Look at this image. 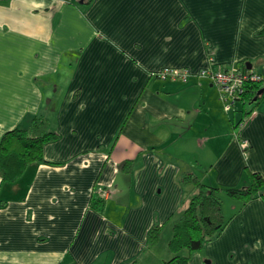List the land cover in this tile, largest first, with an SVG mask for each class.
Segmentation results:
<instances>
[{
    "label": "crops",
    "instance_id": "crops-1",
    "mask_svg": "<svg viewBox=\"0 0 264 264\" xmlns=\"http://www.w3.org/2000/svg\"><path fill=\"white\" fill-rule=\"evenodd\" d=\"M80 1L0 0V144L35 116L59 134L49 164L0 176V264H164L169 246L148 234L196 193L184 173L220 188L264 175V99L237 136L198 76L237 64L264 77V0ZM166 68L192 76H154ZM228 209L190 264H264V199Z\"/></svg>",
    "mask_w": 264,
    "mask_h": 264
},
{
    "label": "trees",
    "instance_id": "trees-1",
    "mask_svg": "<svg viewBox=\"0 0 264 264\" xmlns=\"http://www.w3.org/2000/svg\"><path fill=\"white\" fill-rule=\"evenodd\" d=\"M262 84L252 83L247 87L236 110L242 115L240 121L234 124L237 136L264 99ZM58 137V132L51 129L50 121L43 116L33 117L25 128H16L5 133L0 144L2 184H16L31 165L49 164L44 155V147ZM249 148L250 145L247 149ZM122 169L130 172L131 162L126 161ZM246 176L247 185L231 188L208 185L190 172L181 176V182L184 185L192 184L196 193L188 201H184L178 213L171 218L174 221L169 249L173 257L164 264H190L194 253L201 251L207 243L221 235L235 215L230 218L225 216L223 195L240 204L241 207L257 198L264 199V175L247 168ZM103 191L104 189L96 185L92 194L91 207L99 212H103L106 205ZM162 229L163 225L157 223L150 230L148 248L159 243ZM184 250L188 255L183 254ZM137 260L130 264H137Z\"/></svg>",
    "mask_w": 264,
    "mask_h": 264
},
{
    "label": "built area",
    "instance_id": "built-area-1",
    "mask_svg": "<svg viewBox=\"0 0 264 264\" xmlns=\"http://www.w3.org/2000/svg\"><path fill=\"white\" fill-rule=\"evenodd\" d=\"M154 76L164 81L188 82L192 75L187 69L166 68L159 71ZM198 76L209 79L218 89L220 100L227 112L238 109L247 87L250 84L264 83V77L262 75L237 64L227 68L216 69L208 67L202 69ZM245 147L247 148L248 146L246 145ZM102 195L106 197L107 193L103 191Z\"/></svg>",
    "mask_w": 264,
    "mask_h": 264
},
{
    "label": "rangeland",
    "instance_id": "rangeland-1",
    "mask_svg": "<svg viewBox=\"0 0 264 264\" xmlns=\"http://www.w3.org/2000/svg\"><path fill=\"white\" fill-rule=\"evenodd\" d=\"M218 90V89H217ZM219 92V91H218ZM220 96V95H219ZM223 104V103H222ZM223 109H224V111H225V113L227 114V116H228V118L230 119V121L233 123V124H235V123H238L239 121H240V119H241V113L240 112H237L236 110H232V111H230V112H227L226 110H225V107H224V105H223ZM206 120V118H204V116L203 117H201L200 119H199V121H201L200 122V124H203V122ZM241 186H243V185H240L239 187H241ZM223 206H224V208H225V210H226V212H225V215L229 212V209H228V207H229V205H230V201H231V199L230 198H228L227 196H224L223 195ZM173 221H174V219L172 220V219H170L165 225H163V229H162V232H161V236H160V241H159V243L157 244V245H159V244H162L161 246H159L160 248L159 249H162V247H164V245L165 246H169V243H170V241H171V239H172V236H173ZM213 241V240H212ZM210 243V242H209ZM209 243H207L206 244V246L209 244ZM156 245V246H157ZM155 246V247H156ZM206 246L201 250V251H199V252H203L205 249H206ZM170 251V250H169ZM171 252V251H170ZM183 254L184 255H188V253H187V251L186 250H184V252H183Z\"/></svg>",
    "mask_w": 264,
    "mask_h": 264
},
{
    "label": "water",
    "instance_id": "water-1",
    "mask_svg": "<svg viewBox=\"0 0 264 264\" xmlns=\"http://www.w3.org/2000/svg\"><path fill=\"white\" fill-rule=\"evenodd\" d=\"M80 3H82V4H83V3H84V0L80 1Z\"/></svg>",
    "mask_w": 264,
    "mask_h": 264
}]
</instances>
